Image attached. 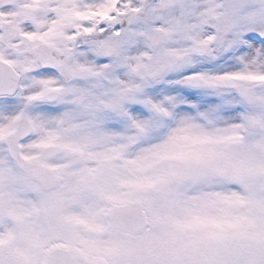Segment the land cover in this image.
<instances>
[{"label": "snow or ice", "instance_id": "1", "mask_svg": "<svg viewBox=\"0 0 264 264\" xmlns=\"http://www.w3.org/2000/svg\"><path fill=\"white\" fill-rule=\"evenodd\" d=\"M0 264H264V0H0Z\"/></svg>", "mask_w": 264, "mask_h": 264}]
</instances>
